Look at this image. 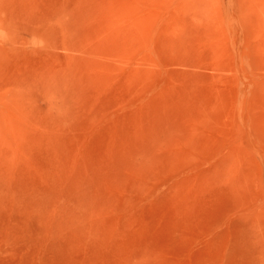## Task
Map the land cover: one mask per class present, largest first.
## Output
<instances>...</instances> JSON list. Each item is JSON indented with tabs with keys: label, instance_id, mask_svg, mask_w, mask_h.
Here are the masks:
<instances>
[{
	"label": "rangeland",
	"instance_id": "374dc122",
	"mask_svg": "<svg viewBox=\"0 0 264 264\" xmlns=\"http://www.w3.org/2000/svg\"><path fill=\"white\" fill-rule=\"evenodd\" d=\"M0 264H264V0H0Z\"/></svg>",
	"mask_w": 264,
	"mask_h": 264
},
{
	"label": "bare ground",
	"instance_id": "6f19581e",
	"mask_svg": "<svg viewBox=\"0 0 264 264\" xmlns=\"http://www.w3.org/2000/svg\"><path fill=\"white\" fill-rule=\"evenodd\" d=\"M256 216V215H255Z\"/></svg>",
	"mask_w": 264,
	"mask_h": 264
}]
</instances>
